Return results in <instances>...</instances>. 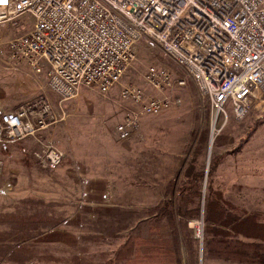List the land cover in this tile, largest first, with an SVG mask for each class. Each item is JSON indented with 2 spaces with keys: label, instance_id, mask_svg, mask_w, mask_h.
Wrapping results in <instances>:
<instances>
[{
  "label": "rangeland",
  "instance_id": "obj_1",
  "mask_svg": "<svg viewBox=\"0 0 264 264\" xmlns=\"http://www.w3.org/2000/svg\"><path fill=\"white\" fill-rule=\"evenodd\" d=\"M31 26L32 18L24 14L16 25L0 28V105L10 111L43 95L57 119L36 137L0 144V264H156L139 256L118 263L120 249L129 236L140 234L148 237V247L172 250L175 229L180 264H186L177 218L146 209L164 199L174 202L189 165L204 170L201 199L190 203L202 207L211 154L217 155L218 164L209 184L219 199L233 213H249L264 222V97L239 120L226 105L227 120L213 123L208 100L191 79L157 44L141 38L135 59L109 92L84 87L62 101L48 90L44 71L38 74L28 63L8 56L6 41ZM150 64L164 65L185 84L163 90L178 101L142 115L139 127L121 138L115 125L135 106L120 96L122 87L160 94L144 80ZM204 129L205 144L193 158ZM43 144L63 152L54 169L39 166L32 154ZM85 205L95 210L82 211ZM102 208L104 212L96 210ZM113 208L120 211L111 212ZM29 219L32 222L19 225ZM205 225L202 214L188 221L198 264H238L203 257Z\"/></svg>",
  "mask_w": 264,
  "mask_h": 264
},
{
  "label": "built area",
  "instance_id": "obj_2",
  "mask_svg": "<svg viewBox=\"0 0 264 264\" xmlns=\"http://www.w3.org/2000/svg\"><path fill=\"white\" fill-rule=\"evenodd\" d=\"M32 18L26 32L6 41L8 56L44 71L48 90L67 100L82 88L107 93L136 56L141 38L191 79L208 100L211 122H225V106L241 119L264 97V0H0V28ZM146 83L160 94L124 85L122 98L135 105L115 125L119 137L178 99L163 90L183 86L164 65L150 64ZM52 103L39 95L14 110L0 108V144L36 137L56 121ZM39 166L54 169L63 152L52 144L33 151Z\"/></svg>",
  "mask_w": 264,
  "mask_h": 264
},
{
  "label": "trees",
  "instance_id": "obj_3",
  "mask_svg": "<svg viewBox=\"0 0 264 264\" xmlns=\"http://www.w3.org/2000/svg\"><path fill=\"white\" fill-rule=\"evenodd\" d=\"M207 131L204 129L200 134L197 149L194 153L196 157L205 144ZM218 164L217 155L211 154L207 167V176L205 193H203L202 207L200 203L191 206V200L195 197L201 199V182L204 176V170L189 167L185 168V179L180 185L176 186L178 196L174 202L170 199H164L160 203L148 207L146 212L156 216H168L177 218V228L180 229L183 239V245L186 253V264H198L196 240L191 236V229L188 226L190 219L199 218L202 214V220L206 224L204 228L205 238L203 241V257L210 259H221L238 264H264V222H261L255 215L244 213L242 215L233 213L227 204L219 199V193L212 190L209 181L212 172ZM93 208V209H92ZM95 210L93 206H82L81 210ZM104 212V208L96 209ZM111 212H118L120 209H110ZM121 212H127L121 210ZM32 222L30 219L20 226ZM178 231L175 229L174 237L171 239L172 250H166L162 245L156 248L148 247V237L135 234L127 238L125 244L121 247L120 258L122 261L129 262L138 256L143 260H155L156 264H180L178 250ZM146 252L150 256H144ZM141 253L140 255H137ZM77 264V262H76ZM86 264V263H85Z\"/></svg>",
  "mask_w": 264,
  "mask_h": 264
},
{
  "label": "water",
  "instance_id": "obj_4",
  "mask_svg": "<svg viewBox=\"0 0 264 264\" xmlns=\"http://www.w3.org/2000/svg\"><path fill=\"white\" fill-rule=\"evenodd\" d=\"M212 134H213V126L211 127V130H210V134H209V140H208V154H209V150H210V147H211V143H212Z\"/></svg>",
  "mask_w": 264,
  "mask_h": 264
},
{
  "label": "crops",
  "instance_id": "obj_5",
  "mask_svg": "<svg viewBox=\"0 0 264 264\" xmlns=\"http://www.w3.org/2000/svg\"><path fill=\"white\" fill-rule=\"evenodd\" d=\"M0 108H1V105H0ZM2 109V108H1Z\"/></svg>",
  "mask_w": 264,
  "mask_h": 264
}]
</instances>
